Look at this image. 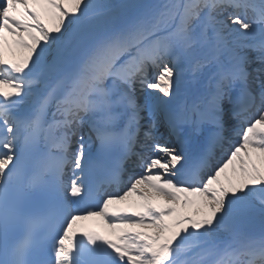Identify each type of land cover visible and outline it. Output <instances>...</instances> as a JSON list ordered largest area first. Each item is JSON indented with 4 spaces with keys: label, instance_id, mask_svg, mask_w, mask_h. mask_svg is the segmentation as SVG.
Masks as SVG:
<instances>
[{
    "label": "snow or ice",
    "instance_id": "snow-or-ice-1",
    "mask_svg": "<svg viewBox=\"0 0 264 264\" xmlns=\"http://www.w3.org/2000/svg\"><path fill=\"white\" fill-rule=\"evenodd\" d=\"M225 6L251 5L0 2V264H216L205 256L231 246L225 237L255 248L245 226L258 219L264 227V50L252 60L237 47L257 34L264 39V3L258 22L239 15L228 17L234 28L204 21L206 10ZM17 52L24 54L17 59ZM181 63L211 66L210 86L198 87L192 103L182 102L189 85ZM149 67L159 68L151 80ZM253 91L259 94L258 115L237 126L232 122L255 99ZM57 92V111L72 119L56 146L67 153L69 139L77 137V147L70 160L41 152L29 179V154L55 143L57 125L45 120V109ZM230 134L239 137L236 143ZM222 142L230 145L224 158L201 175ZM133 156L141 173L121 191L104 194L99 207L81 210L93 196L87 173L98 163L109 175L122 172ZM66 166L70 182L62 179ZM230 166L232 175L222 181ZM43 173L50 180L40 186L50 188L55 206L68 215L42 245L30 232L15 233ZM132 197L127 207L110 208ZM156 197L165 203H155ZM92 218H99L97 229L78 228V221ZM259 252L264 258V239Z\"/></svg>",
    "mask_w": 264,
    "mask_h": 264
},
{
    "label": "bare ground",
    "instance_id": "bare-ground-1",
    "mask_svg": "<svg viewBox=\"0 0 264 264\" xmlns=\"http://www.w3.org/2000/svg\"><path fill=\"white\" fill-rule=\"evenodd\" d=\"M132 1H134L133 3H131L130 5H146L147 4V0H132ZM109 2H111V3H113V4H119V0H109ZM165 2H167V0H165ZM253 2H255V3H257V4H262V3H264V0H254ZM258 6H255V8H248V10H250V11H254L255 13H256V11L258 12ZM260 41L262 42V43H264V39H262L261 37H260ZM24 53H22V52H17V54H16V57L15 58H17V59H19L20 57H22V55H23ZM175 61H172L171 63H174ZM107 83H111L110 81H108ZM33 88L34 89H37V90H39L38 89V86L36 85V84H34L33 85ZM190 97H189V100H191L192 99V94L191 95H189ZM194 98V97H193ZM184 99H185V97L183 98V102H184ZM188 100V101H189ZM258 154H256V153H253V156H254V158L257 156ZM137 161V160H136ZM136 161H134V162H132V161H128V162H126V163H128V164H131L132 163V165H135V163H137ZM258 162V161H257ZM232 167L233 166H230V168L228 169V170H226V172L225 173H223L222 174V177H221V180L222 181H224V180H226L228 177H230L231 175H232ZM157 198V197H156ZM161 202H163V204L165 203V201H161ZM257 204L259 203L258 201L256 202ZM254 221H258V219H256V220H254Z\"/></svg>",
    "mask_w": 264,
    "mask_h": 264
},
{
    "label": "rangeland",
    "instance_id": "rangeland-1",
    "mask_svg": "<svg viewBox=\"0 0 264 264\" xmlns=\"http://www.w3.org/2000/svg\"><path fill=\"white\" fill-rule=\"evenodd\" d=\"M148 1L151 4V3L155 2V1H158L159 2L160 0H148ZM0 2H2V0H0ZM228 25H230L231 27H234L235 26V25H231V24H228ZM253 56H255V55H253ZM248 224H249V226H253V222H251V223L248 222Z\"/></svg>",
    "mask_w": 264,
    "mask_h": 264
}]
</instances>
